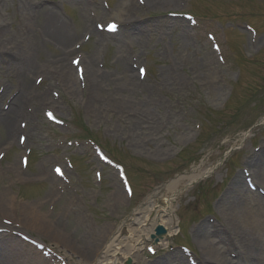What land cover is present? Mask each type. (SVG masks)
<instances>
[{
    "label": "rangeland",
    "instance_id": "obj_1",
    "mask_svg": "<svg viewBox=\"0 0 264 264\" xmlns=\"http://www.w3.org/2000/svg\"><path fill=\"white\" fill-rule=\"evenodd\" d=\"M94 1L100 6V0ZM107 1L110 8L121 2L122 7L136 2ZM87 3L91 4V0ZM34 4L52 8L57 15L63 7L77 34L70 45L81 39L84 28L80 26L79 16L87 15L86 4L72 7L62 0H0V20L11 22L7 30L13 38L21 32L29 33V26H25L27 16L33 24L41 22V15L37 17L33 13ZM178 4L172 9L135 6L138 11L136 18H132L141 19L138 24H143L140 29L143 36L121 37L120 42L111 41L120 35L104 36L110 41L102 46L97 42V36H93L81 48L83 55L96 56L97 68L103 62L100 70L106 73L117 74L115 69H119L121 62L119 49L126 58V64L130 55L137 56L138 63H145L147 76L144 81H139L132 92L121 98L148 109L160 127H154L156 136L146 137L147 134H143L148 131L145 124L138 123L132 114L117 112L106 101L102 118L98 119L82 102L83 95L70 96L59 91L60 111L55 115L64 122V126L47 122L42 109L35 114L39 134L34 143L28 144L32 151L24 180L10 172L12 157L18 163L19 151L15 147L8 150L0 163V197L4 203L7 194L21 203L43 204L38 210L50 214L53 222L49 220V223H54L53 226L68 236L74 246L80 247L97 241L106 227L120 228L122 236H126L136 210L147 204L158 209L163 202L170 200L172 218L178 222L179 232L173 233L167 246L163 247L156 246L149 237L140 252L138 264H148L180 252L179 245L189 247L193 257L200 258L204 250L194 241L193 229L203 222L214 224L223 221L221 211L224 209L217 208V203L234 177L242 174L250 154L260 152L263 155L264 0H179ZM23 5L27 11H23ZM182 12L193 14L196 26H190L181 16L169 15ZM244 24H250L257 30V38L253 42ZM34 27L26 40L30 43L34 40L41 47L34 52L37 64L27 81L30 85L36 76H44L41 88L48 91V74L41 65L44 66L45 59L53 60L59 45L41 43V29ZM207 32L213 34L219 44L224 64L212 53ZM105 45L107 48L101 50ZM70 57L66 56L67 63ZM9 63V59L0 58V87H10V94L22 85V77L9 69ZM163 70L172 71L175 77L164 79L165 75L162 78ZM207 71L221 96L210 93L207 81L201 80V75ZM103 93L105 96L110 94L107 91ZM24 108L31 114L35 113L34 100L27 101ZM91 140L123 166L133 190L131 198L125 196L116 172L97 159L88 144ZM137 140L141 147L135 144ZM4 142L6 138L1 136L0 149L6 145ZM66 156L73 164V170H66L69 185L50 181V168L54 164L63 165ZM95 170L102 171L100 183L93 176ZM192 172H206L207 175L194 183L184 181L173 196L166 193L167 183ZM260 186L264 188V183ZM49 190L60 198L58 203H52L46 196ZM118 192L122 200L117 205ZM70 204L72 207L69 209ZM20 232L52 247L61 255L66 251L69 264L78 260V254L70 252L62 244L53 246L48 234L51 239L31 229ZM148 244L157 250L153 256L146 252Z\"/></svg>",
    "mask_w": 264,
    "mask_h": 264
},
{
    "label": "bare ground",
    "instance_id": "obj_2",
    "mask_svg": "<svg viewBox=\"0 0 264 264\" xmlns=\"http://www.w3.org/2000/svg\"><path fill=\"white\" fill-rule=\"evenodd\" d=\"M86 2L87 0H62V3L72 7H80L81 4H86ZM178 3L179 0H145V4L151 9H172L178 7ZM122 5L123 2L119 3L109 14L102 12L100 18H115L123 26L122 36L140 38L144 35V32L140 30L143 24H138V22L142 21L140 18L133 19L131 17L136 18L134 13L138 9L132 4L124 8H122ZM32 10L33 13L37 14V17L41 15V22L33 24L27 16L25 26H29V33H18L16 38H13L7 30V25L11 26V22L6 23L0 20V58L9 59V69L22 77L21 88L8 102L5 110L2 109V102L8 97L10 87H5L0 94V137L4 136L6 138L4 144L15 145L13 142L15 134L21 132L20 122L27 123L25 128L27 140L24 144L34 143L39 134V125L35 114L44 108L53 109L55 112L60 111L59 102L49 96L47 89L44 87L33 89L34 87L30 86L27 81L33 66L37 64L34 52L35 50L38 52L37 49L41 47L34 40L31 43L26 40L30 36L29 34L33 33L32 29L35 28V25L41 29V43L59 45L53 60L45 59L44 66L41 65L45 69V73L48 74L49 83L47 88L50 87L49 90L51 87L56 86L70 96L83 95L82 102L85 103V106H88L90 112L96 114L98 119L102 118L103 105L106 101L117 112L132 114L136 118L135 120L139 121L138 123L145 124L148 131L143 134H147L146 137H155L156 130L154 131V127H160L155 124L154 118L148 109L121 98L126 93L132 92L133 88L137 87L139 83L138 76L135 78L133 70L125 63L126 58L122 55V51L120 52V49L118 51V54L121 53L119 56L121 62H118L119 69H115L116 75L99 70L95 65L96 56L84 53L82 57L84 69L81 79L84 82V87L81 90V81L78 80L73 67L66 60V56L73 52L70 44L77 36L75 29L61 19L52 8L47 9L34 4ZM23 11H27L25 5H23ZM99 11L101 10L99 9ZM79 21L84 30L91 29L92 20L88 16L80 14ZM181 36L184 37L183 34ZM103 39L97 37L96 40L102 42ZM208 68L212 72L210 67ZM165 75L164 79L175 77L172 71L163 70L160 76L163 78ZM200 78L207 81L210 93L221 96L218 88L212 83L208 71L203 73ZM104 91L110 94L105 96ZM32 99L36 104V110L33 114L24 109L25 103ZM129 136H132L130 132ZM135 144L141 147L140 141L137 140ZM262 147L264 148V144ZM16 148L21 153V146L16 144ZM12 161L10 163L11 174H15L18 179L24 180V172H22L19 162L16 164L15 157H12ZM245 168L250 172L249 176L254 184L261 187L260 184L264 183V156L262 157L260 152L250 154L245 161ZM206 175V172H192L178 177L166 184L165 191L173 196L177 192L178 186L184 181L194 183ZM38 176L42 178L41 174ZM48 177L50 181H57L55 177ZM115 183L116 181L113 184L115 185ZM117 194L115 204L118 205L122 200V196L119 192ZM5 196V203L0 197V215L4 217L5 221L21 230L31 229L45 236L48 234L52 238L47 236L51 239L52 245L62 244L70 252L78 254V260L74 264H123L127 259L131 264H138L140 252L149 240L150 235L153 234L156 226L166 230V235L157 240V246H167L168 238L173 233L179 232L180 229L172 218L173 210L170 207V200H167L158 209H154L152 205L147 204L136 210L128 225L126 236H122L120 228L106 227L105 231L100 232L97 241L76 247L71 243L68 236H65L53 226L54 223H49V220L53 222L49 213H41L38 210L43 204L40 203L36 206L31 203H21L15 200L14 197L7 196V194ZM46 196L50 197L49 200L52 203H58L60 200L59 197L53 196L52 190H49ZM58 207L60 209V206ZM71 207L72 204L69 205V209ZM220 207L224 209V211H221L223 221H218L214 225L203 222L195 227L192 232L194 241L204 250V253L197 259V264H264V197L258 192H251L245 186L244 177L238 173L217 203V208L220 209ZM0 227L4 228V225ZM230 254L234 255L233 259L227 258ZM0 264H49V262L28 243L21 241L11 233H1ZM148 264L188 263L183 254L175 252Z\"/></svg>",
    "mask_w": 264,
    "mask_h": 264
},
{
    "label": "water",
    "instance_id": "obj_3",
    "mask_svg": "<svg viewBox=\"0 0 264 264\" xmlns=\"http://www.w3.org/2000/svg\"><path fill=\"white\" fill-rule=\"evenodd\" d=\"M157 236L160 237L164 234V230L160 227L156 229Z\"/></svg>",
    "mask_w": 264,
    "mask_h": 264
},
{
    "label": "snow or ice",
    "instance_id": "obj_4",
    "mask_svg": "<svg viewBox=\"0 0 264 264\" xmlns=\"http://www.w3.org/2000/svg\"><path fill=\"white\" fill-rule=\"evenodd\" d=\"M57 171H59V170H57Z\"/></svg>",
    "mask_w": 264,
    "mask_h": 264
}]
</instances>
